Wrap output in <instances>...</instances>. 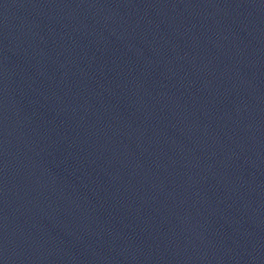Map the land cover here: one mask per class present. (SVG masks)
<instances>
[{"label":"water","instance_id":"obj_1","mask_svg":"<svg viewBox=\"0 0 264 264\" xmlns=\"http://www.w3.org/2000/svg\"><path fill=\"white\" fill-rule=\"evenodd\" d=\"M0 264H264V0H0Z\"/></svg>","mask_w":264,"mask_h":264}]
</instances>
